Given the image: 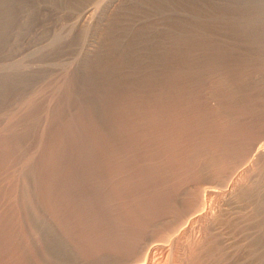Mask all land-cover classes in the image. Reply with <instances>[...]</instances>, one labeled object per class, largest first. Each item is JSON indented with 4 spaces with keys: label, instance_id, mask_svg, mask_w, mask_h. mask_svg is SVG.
Listing matches in <instances>:
<instances>
[{
    "label": "bare ground",
    "instance_id": "bare-ground-1",
    "mask_svg": "<svg viewBox=\"0 0 264 264\" xmlns=\"http://www.w3.org/2000/svg\"><path fill=\"white\" fill-rule=\"evenodd\" d=\"M49 1L60 5L70 0ZM203 1L202 6L198 4L200 10L203 6L207 9L208 4L205 6ZM214 2L217 8H212V15L218 22L205 23L199 17L194 23L201 30L196 34L181 23L178 35L169 40L170 45H164V49V43L160 47L152 45L159 53L154 54L157 63L152 61L157 65L153 64V70L139 82L129 81L120 69L132 51L122 43L118 28V35L108 32L104 38L106 49L102 47L97 57L82 65L83 70L66 74L63 95L53 112V119L63 129L54 130L55 143L48 155L29 167L22 188L24 202L19 212L29 229L42 231L40 245L29 242L17 258V251L24 246L17 244L16 238L26 232V222L18 228L14 217H8L0 224V264L114 263L145 235L161 209L179 202L178 176H189L199 167V146L193 142L206 139L208 145L222 150V157L235 153L241 157L250 151L256 137L264 134V0ZM25 3L30 5L27 0H0L3 57L20 44V32L32 29L31 24L38 21L35 19H41L33 14L19 18L17 11L22 6L19 9L18 5ZM112 21L119 22L113 18ZM17 26L20 32L15 31L21 36L9 37L11 28ZM217 30H223V34L219 32L222 43L214 38ZM198 34L201 37L195 39ZM56 39L62 43L59 35ZM134 40L137 43V38ZM198 47L201 53L197 52ZM207 48H212V52H205ZM102 52L106 53L104 57H100ZM179 53L187 57L176 66L175 55ZM137 61L140 65L143 60ZM218 70L220 84L214 90L218 107L210 112L204 101L203 81L205 74L207 78ZM40 72L26 69L22 61H14L8 67L0 65V108L12 95L30 90ZM132 83L137 84L135 89L131 88ZM112 99L117 100L114 106ZM117 111L119 117L113 119V112ZM27 133L0 137V162L8 150L21 146ZM156 144H165L169 150H148V146ZM186 144L191 145L189 150H178ZM261 176L256 177L259 185L264 181V171ZM254 189L255 186L245 189L244 194L250 195ZM43 208L50 210L53 217L47 218ZM163 245L161 241L156 243L157 248Z\"/></svg>",
    "mask_w": 264,
    "mask_h": 264
},
{
    "label": "rangeland",
    "instance_id": "rangeland-1",
    "mask_svg": "<svg viewBox=\"0 0 264 264\" xmlns=\"http://www.w3.org/2000/svg\"><path fill=\"white\" fill-rule=\"evenodd\" d=\"M27 1L31 6L29 3L18 5L19 9L22 6V10L17 11L19 18L22 17L23 20L24 14L26 16L33 14L34 18L41 16V19H35L38 20L36 23L33 21L35 25L31 24V27H34L27 28L28 30L24 32H20L19 26L17 29L11 28L9 37L18 38L22 34L23 40L22 37L18 38L21 42L9 56L0 55V65L3 67H8L14 61H22L26 69L41 71L33 80L30 90L12 95L8 99L9 102L0 108V137L11 133L29 132L22 138L21 146L8 150L6 158L0 162V224H3L8 217H14L18 228L23 225L22 222H26V232L16 238V243L24 246V251H17V258L25 252L26 244L33 242L39 246L41 242L42 231L29 229L27 221L19 212L24 202L22 188L29 167L48 155L51 145L55 143L54 130L63 129H61L62 124L53 119V112L57 100L63 95L66 74L83 70L82 65L97 57L102 47L104 49L105 46L106 49L104 38L108 36V32L117 35L119 32L122 34H119V37L123 36L120 38L123 40L122 43L130 47V53L132 51V55L129 54L130 58L121 65L120 69L122 68L124 74L121 73L129 81L139 82L142 76L148 74L157 65L154 54L159 53H155L153 46L157 47L158 44L160 47L164 43L161 46L164 49V45H170L169 40L173 39L172 36L178 35L176 32L180 30L181 23H185L187 27L193 29V34H196L201 30L194 23L199 17H202L205 23L218 22L217 18L215 19L216 15H212L213 10L217 8L214 0L213 2L200 0L201 3L199 0H70L65 4L59 3L60 5H54L48 0H41V3L39 0ZM202 1L206 3L205 6L208 4L207 9L204 6L202 9L204 12L208 10L207 16L200 10ZM34 4L39 5V8ZM33 7L34 11L31 9ZM25 11L29 14L23 13ZM112 18L119 21H115L118 25L112 21ZM111 25H116L115 29L113 28L115 32L111 31L113 30ZM110 26L111 30H109ZM145 27L148 30H145ZM222 31L217 30L214 33L215 40H219L220 43L224 42ZM137 33L141 35L143 33L144 37ZM168 34L172 38H169ZM58 35L62 43L57 42ZM137 36L139 38L141 36V40ZM196 36L195 39L201 37L200 34ZM131 38L133 39L130 40ZM135 38L140 40V42L136 40L140 45L134 43ZM198 49L197 52L201 53L202 49L199 47ZM211 49L204 50L212 52ZM133 50L134 52L137 50L135 53L141 57ZM134 54L137 60L139 58V61H146L137 64ZM102 55L105 56L106 53L102 52L100 57H104ZM186 55L181 53L175 55L176 66L187 57ZM143 57L145 60L142 59ZM219 72V70L213 72L207 78L205 74L203 81L204 101L206 100L207 107L211 108L210 112H214L218 107L219 99L214 90L220 84L221 72ZM136 85L132 83L131 88L135 89ZM116 101V99L110 100L112 106ZM36 103H38L37 109H35ZM207 107L204 104V111ZM112 116L113 119H117L118 111L113 112ZM261 135L256 137L250 151L241 157L240 153L228 158L222 157V150L216 145H208L206 139L201 138L193 142L199 146L196 167L199 166L201 169L198 167L189 176H178L179 202L175 205L171 204L167 209H161L145 235L137 239L129 252L111 264H126L125 261L144 264H264V181L259 185L256 178L258 174L260 179L264 171V134ZM190 146L186 144L178 150H189ZM148 150H169V148L165 144H156L148 146ZM179 169L178 172L182 173L183 170ZM212 186L214 190L209 189V191L208 188ZM253 186L255 189L252 194H244L245 189ZM43 212L47 218L53 217L50 210L43 208ZM158 241L164 242L165 245L157 248Z\"/></svg>",
    "mask_w": 264,
    "mask_h": 264
}]
</instances>
